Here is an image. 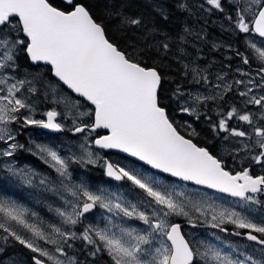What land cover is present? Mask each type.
<instances>
[{
	"label": "snow or ice",
	"instance_id": "6c2138e0",
	"mask_svg": "<svg viewBox=\"0 0 264 264\" xmlns=\"http://www.w3.org/2000/svg\"><path fill=\"white\" fill-rule=\"evenodd\" d=\"M204 3L210 6V12L215 9L223 11L222 0H204ZM203 6L200 5L201 8ZM234 6L236 16H229L228 19L235 28L240 33H255L264 38V0H243V3L234 0ZM177 8L190 10L184 2H178ZM156 10L162 18L167 19L162 8L157 7ZM249 14L251 20L248 19ZM110 15L119 20L122 28H146L141 17H131L115 10H110ZM183 32L178 39L186 43L185 37L192 35V32L188 27ZM158 34L159 29L155 26L147 28L142 36L137 37L139 45L135 41L128 44V48L135 50L133 54L127 49L121 50L106 38L105 29L95 22L80 0H59V3L56 0H0V141L14 140L7 125L18 120L21 109H27L30 113L35 110L34 102L28 97L18 98L17 93L26 89L29 96L38 98L43 90V100L51 99L55 107L44 113L46 119L25 116L24 125L61 130L65 127L57 122V117L61 116L72 121L73 127L69 131L74 133H89L91 136L99 129L105 130V134L97 133L94 139L84 137L80 144L82 155L79 157L62 158L56 151L38 146L54 162L52 166L61 178L69 175V159L87 164L99 162V154L91 150L94 144L100 149H119L151 168L183 181H193L196 185L230 193L251 204H260L253 194L264 193V175L253 176L249 168L232 174L226 170L222 158L214 155L208 147H200L191 138H186L169 118L167 105L160 96L164 77L157 66L150 67L142 59L152 49L160 55H166L170 50V38L164 34L161 39H156ZM195 38L201 37L197 35ZM246 43L261 64L257 71L259 81L250 78L245 82L241 79L234 81V84L244 85L246 90L239 92V96L244 98L246 105L259 106V110L255 114L248 111L241 114L236 106L230 110L221 108L218 110V120H209V123L216 138L226 134L221 141L222 151H229L223 146L231 143L232 153H253L246 158L264 168V94L254 93V89L264 93V48L251 41ZM20 53L25 54L37 68L40 67L39 62H43L44 70L26 72L24 78L17 79L12 73L18 72ZM243 63L249 64L248 58L245 57ZM184 67L188 69V65ZM192 71L194 78L199 75L197 69ZM49 73L52 80L44 78ZM202 79L207 81L206 76ZM217 79L224 80V77ZM230 91L232 84H225L223 92ZM185 95L189 100L181 104L179 111L196 115L198 119L197 108L184 105L189 102L203 105L207 100H223L219 92L216 96L193 95L182 92L179 86L172 93L177 103L183 101ZM82 107L88 110L81 111ZM233 119L245 122L251 131L232 127L230 121ZM188 128L191 129L190 124ZM196 135L195 129L188 133L189 137ZM244 137L254 139L248 143L236 139ZM17 147L22 146L8 144L7 148L0 149V156H11ZM103 166L108 177L130 182L151 199L142 198L133 203L105 189L92 192L82 184L69 187L62 180L72 197L83 199L82 205L69 202L71 211L56 209L57 215L62 218V225H76L84 213L99 206L111 214L105 226L98 228L89 225L77 236L75 232L65 231L62 226L49 225L51 232L46 233L42 227L26 218L27 209L17 206L15 202L0 200V229L7 234L3 239L13 237L33 253H39V257L52 261V264L65 262L35 242L43 240L58 245L55 251L64 255V247L56 238H52V233L63 243L69 239H82L94 246V250L89 252L90 256L106 252L112 264H196L197 257L203 264H264V222L257 224L234 210L217 211L211 204L186 200L184 192H177L157 177L150 178L135 169L107 161ZM8 170L13 171L11 167ZM189 208L200 216L211 214V221L208 222L213 228L230 223L237 229L249 230L244 235L248 241L261 246L257 250L258 255L240 251L235 245L229 246V251L212 243L203 246V250L193 249L181 234V225L169 222V217L175 215L184 216L189 223H195ZM116 218H119V223L113 222ZM124 218L141 221L146 227H126ZM10 222L31 233V238L18 234ZM235 235L240 236L241 233L235 232ZM216 239L219 240V237ZM32 259L34 264H45L37 256ZM68 264H78V261L69 258Z\"/></svg>",
	"mask_w": 264,
	"mask_h": 264
},
{
	"label": "rangeland",
	"instance_id": "374dc122",
	"mask_svg": "<svg viewBox=\"0 0 264 264\" xmlns=\"http://www.w3.org/2000/svg\"><path fill=\"white\" fill-rule=\"evenodd\" d=\"M234 3V0H233ZM241 3H243V0H241ZM209 5L206 6V9H209ZM235 16H236V11H235ZM235 16L233 18H235ZM229 15L225 16L226 19H228ZM248 19L251 20L252 16L249 14ZM229 20V19H228ZM232 25L230 27V31H234L235 33L242 34L244 36L243 42L245 43L246 47H248L249 51L251 52L252 55V61L257 60L253 50L249 47V44L246 43V41H251L257 44L258 47L264 48V43H262L263 38L257 37L255 34L250 33V34H245V33H240L238 29L235 28V25L232 21L229 20V23L227 24V27L229 25ZM233 28V30L231 29ZM227 29V28H226ZM231 49L233 53L235 52L236 57H239L241 61L234 60V65L228 69L214 72L211 74L210 77H207V81L202 82V85H197L196 80L192 82L193 85L196 86H190L186 87V91H191L192 94H197L199 93L200 95L204 96L205 94L207 96H216L217 93H224L223 92V86L225 84H232V90L228 93L231 94V99H234L238 102V107L240 108L241 114L244 111L251 112L253 114L257 113L259 110V106L255 105H246L244 103V98L239 96V92L245 91L244 85H235L234 81L236 80H245L247 82L248 79H255L259 81V77L257 76V71L258 69L253 68L254 66L252 64H247L245 65L243 63V60L245 56L244 52H241V50L237 51L236 46L233 48L231 45L227 46V49ZM239 53L240 55H238ZM225 59H233V56H231L229 53H226L224 56ZM247 58V57H246ZM249 60V59H248ZM228 67V64H227ZM28 71H24L20 74H16V72H13L12 74L17 77V79H22L24 78L25 73ZM242 73H247V75H242ZM207 74V73H206ZM202 75V77H205ZM224 77V80H218L217 77ZM201 77V78H202ZM217 85H220V88H217ZM222 90V91H221ZM43 91V90H41ZM186 93V92H185ZM254 93L256 95L264 94L261 93L259 89H254ZM6 94V93H5ZM27 90L22 89L20 93H17V97L24 99L26 98L27 95ZM188 101V96L185 95L183 98V102ZM183 102L181 104H183ZM232 105L233 102H231ZM184 106H192L196 107L198 105H192L191 102H189L187 105ZM213 107V106H212ZM217 107V106H216ZM215 109V108H214ZM62 110V109H58ZM81 111H87L88 109H85L82 107L80 109ZM230 110V109H229ZM21 115V122L19 125L15 126V128H12L11 125L12 123L7 125V128L10 130V133L16 138H14L13 141H0V149H4L8 147V144L10 143H16L17 145H21L22 147L16 148V150L12 153L11 156H7L2 159L0 165L1 169L3 172L7 175L8 180H9V189H6L3 191L2 188H0V196L3 197L0 200L4 201H9V202H15L17 206L23 207L27 209L26 213V218L31 222L39 225L44 229L46 233H50L51 229L49 225H56V226H62L65 231H70L74 232L71 228V226L74 225H62V218L59 217L56 213V209H62L66 211H71L70 204H80L83 202V199L77 200L75 197H72L71 194L66 191L64 188L63 184L61 181L63 180L65 184H67L69 187L75 188L76 185H83L87 187L90 191L96 192L98 189H105L108 192L111 193H116L117 195H120L123 197L125 201H131L133 203L137 202L138 200L144 198V199H151L147 198L146 194L143 193V190L135 188V186L131 185L129 187L125 185H120L116 187H112L109 184H102L97 187H90L87 185H84L79 179L74 178L71 173V167L68 163V173L69 175L67 177L61 178L59 176V173H57L56 169L52 166L54 162H51L50 158L47 156L46 153L41 152L40 148L38 146H45L47 148H50L54 151H56L62 158H69L72 156L79 157L82 155V150L80 148V144L83 142L85 136H89V133H84V134H79V133H74L72 131H69L71 127H73L72 121L65 120L61 116L57 117V120L59 123H62L65 125V129H67L69 132H71L75 137L73 139H68L66 140L65 138L61 139L58 144H55L54 141H51L50 139H43L41 138L42 134H40V126L36 125H24L23 124V119L25 116L31 115L32 118L34 119H44L43 116L38 117L35 114V110L33 112H29L27 109H21L20 114ZM84 120H87V118H82ZM14 125V124H13ZM230 125L232 127H239L242 130L246 131H251V129L248 127V125L245 122L238 121L237 119H233L230 121ZM28 127L27 129L25 127ZM26 129L22 130L19 132L21 134V137L19 138V142L17 139V136L19 135L17 130L19 129ZM45 135V134H44ZM215 135V134H214ZM223 135L219 137L218 143H220L221 146V141L223 140ZM65 137V136H64ZM89 139H92L91 136H89ZM237 140H241L245 143L250 142V139L254 138H249V137H244V138H236ZM23 141L26 142V144H23ZM242 146V145H241ZM223 147L229 149V151H222L221 153L223 154H228L227 152H230L232 155H234L235 159L237 162L242 164H250V171L252 173H264V168L259 165H255L254 163H251L249 159L246 157H250L251 154L253 153H241V154H235L231 152V143H228L227 145H224ZM91 150L92 152L98 153L99 157L100 151L95 149L91 145ZM28 152H31L35 158L34 162L31 163H26V162H21V159L23 158L21 155L22 152L26 154ZM21 152V153H20ZM95 159V155L93 156ZM86 159V158H85ZM39 160V161H38ZM76 160H71L69 159L68 162L73 163ZM100 161V160H99ZM119 163L118 166L120 167H125L128 169H135L137 171L142 172L143 175H146L148 177H157L163 184L168 185L170 187L175 188L177 192H184L185 193V199L186 200H191L192 202H201L204 205L211 204L213 207L219 210H234L238 213H240L243 216L248 217L251 219L254 223H261L263 220L260 218H256V213L254 209L247 205H242L238 204L237 200L233 198H228L224 195H221L219 193H216L210 189H205V188H200L194 185L186 184L184 182L171 179V178H164V176L155 173L151 170H144V168H141L139 166H134L130 165L127 163H120V161L115 160ZM39 162V163H38ZM103 161V165H104ZM44 164L46 168H42L38 164ZM8 167H11L13 171H9ZM105 173V171H104ZM106 175V174H105ZM264 175V174H263ZM16 180L17 182H13L12 180ZM45 181L44 184L41 183V181ZM12 182V184H11ZM21 189H27L30 190L31 197H26L25 198V192H23ZM51 189H56L55 191ZM8 193V194H7ZM29 199V200H28ZM191 212V215L193 219L195 220V225L189 223L188 218L184 216H170L169 217V222L175 221V220H181L184 221L183 229H184V234L186 235V238L190 241V244L192 245L193 249L200 248L203 250V246H206L209 243L217 245V247H221L225 251H229L230 248L229 246L235 245L239 248L240 251H245L247 254H257L258 250L256 246H247L244 242L242 237H239L235 235V232H239L241 229H237L235 225L230 224V223H224L221 225L220 228H213L211 226V223L208 221H211V214L208 216H200L199 213H195L194 211H191V209H188ZM32 213H35L36 215L33 216ZM111 214L107 212L106 209H101L99 206H97L96 209H94L90 214L84 216L85 223H81L80 225V232L82 233L86 227L89 225H92L94 227L98 228H103L105 226V223L107 222V218ZM52 216H55L57 219L52 220ZM263 217V216H262ZM125 221L127 222L125 224L126 227H131V228H136V229H143L146 226L143 225V222L135 220V219H129V218H124ZM114 223H119V218H116ZM218 222V221H216ZM13 229L18 232V234L24 236L25 238H31V233H28L27 230L20 228L19 226L15 225V222H10ZM215 223V222H213ZM83 225V226H82ZM229 226V228H228ZM221 229H224L223 231ZM219 237V240L216 238ZM13 238V237H12ZM52 238H56L58 240V243L60 246L64 247V255H61L60 253H57L55 251V248L58 245L54 244H48L43 240H36L35 242L42 248L48 250L51 252L53 255L59 257L62 261L65 262V264H68V260L70 255H67L65 251V243L60 241V238L56 236V234L52 233ZM14 239V238H13ZM83 241V240H82ZM85 242V241H83ZM87 243V242H85ZM0 253L4 249L3 243L0 242ZM93 246V245H92ZM94 247V246H93ZM107 254L106 252H104ZM39 256V253H36ZM45 259L47 262L52 264V261H48L46 257H41ZM110 259V257L108 256ZM199 257L196 258V264H203V262L199 261ZM26 259L22 256L19 258L17 256H14L12 254H9L7 256H0V264H30V262H25ZM111 261V259H110Z\"/></svg>",
	"mask_w": 264,
	"mask_h": 264
},
{
	"label": "trees",
	"instance_id": "16d2710c",
	"mask_svg": "<svg viewBox=\"0 0 264 264\" xmlns=\"http://www.w3.org/2000/svg\"><path fill=\"white\" fill-rule=\"evenodd\" d=\"M56 2L59 3V0H56ZM80 2L85 5L95 22L100 23L105 29L106 38L109 39L110 42L116 44L121 50L127 49L129 52L135 54L134 49L127 47L128 44L135 41L139 45L140 41L137 37L142 36L147 28H151L153 26L159 29V34L156 39H161L164 34L170 38L169 43L171 44V47L166 55H160L155 49H152L149 52H146L142 59L150 67L157 66L158 70L164 77L162 87L160 89V96L167 105L169 118L174 122V125L178 128L181 134L185 135L187 138H191L198 146L208 147L214 155H218L223 159L221 146L220 143H218L220 139L216 138L214 133L211 131V124L209 123V120L216 122L219 118L218 110L221 108L229 110L232 106H236L240 110L241 107H238V102L231 99L232 97L230 93L224 92L222 93L223 100H207L203 103V105L197 106V111L199 112L198 119L196 115L181 113L179 108L183 101L177 103V98L172 97V93L176 90L177 86H179L182 92L188 93L186 89L193 85L192 82L194 80H196V82L199 81L197 82V85H202V75H206L207 77L211 76L208 72L209 68H212L215 72L227 69V59L224 58L226 53H229L234 59L241 61L239 57H236L237 55H235V52L233 53L231 49L226 50L228 45H231L232 48L236 46L237 51L241 50V52H244L245 54L243 55L249 59V63L254 66L253 68L256 67V69H259L261 67L258 60L252 61L251 52L243 42L244 36L242 34L235 33L234 31H230L229 29L232 26L231 24L227 27L229 20L226 19L225 16H235L236 8L233 0H222L223 11L215 9L211 12L206 9V6L208 5L204 3V0H80ZM178 2L186 3L190 10H180L177 8ZM201 4H204L203 8L200 7ZM157 7L164 10L167 15V19L162 18L158 14L156 10ZM110 10L122 11L125 15L131 17H141L145 22L146 28H122L119 20L110 15ZM185 27L191 29L192 35L186 36V43H182L179 41L178 37L184 34L183 30ZM231 29L233 30V28ZM197 35L201 38L196 39L195 37ZM220 37H223V40ZM213 45H217V47H213ZM181 48L183 49L182 52L180 51ZM209 52L214 53L215 56L209 57L207 54ZM206 55L208 58L204 61L201 57ZM17 63L19 65V69L16 74H20L24 71L36 73L44 70V64H40V67L37 68L29 62L28 58L23 53L19 54ZM184 65H188L187 70ZM192 69H197L199 72V75L195 76V78ZM44 78L46 80H52L50 73L46 74ZM189 93L192 94L191 91H189ZM204 96L207 95L205 94ZM26 97H28L30 101L34 102L35 114L38 117L43 116L46 111L55 107V105L51 102V99L47 101L43 100V91H41V95L38 98L29 96V94H27ZM73 97L75 98L74 95ZM170 98L172 101L171 103H169ZM231 102H233L234 105H232ZM84 108L88 109L87 107ZM11 123L17 126L22 122L18 116V120ZM189 124L191 125V129H195L198 135L191 137L188 136V133L191 131V129L188 128ZM25 128L27 129L28 127L26 126ZM25 128L20 130L18 129V134L20 131L22 133V130H26ZM39 130L40 134H42L41 138L44 140L50 139L51 141H54L55 144H58L62 138L68 140L75 137L65 128L61 132L45 131L42 127H40ZM101 132L102 131L100 129L97 130L98 134ZM97 133H92L91 137L97 135ZM20 137L21 134L17 136V139L19 140ZM23 144H26V142L23 141ZM99 151L101 159L96 164H87L85 162L77 161H74L73 163L68 162L73 172L71 173L72 176L79 179V181H81L84 185L90 187H97L102 184L106 185L111 178L104 173L105 169L103 161L113 163L115 160L122 161L123 159H126L114 151ZM21 155H24L22 156L23 158L21 159V162L31 163L35 160L31 152L27 151L26 154L22 152ZM3 158L4 156H0V163ZM38 165L42 168H46L44 164L40 163ZM91 173L99 174L101 180L96 182L94 179L90 178L89 174ZM164 178L169 177L164 176ZM12 181L17 182L14 179ZM8 184V177L1 169L0 165V188H2L3 191L6 189L10 190V188H8ZM116 186H119V184L114 187ZM21 190L25 192V198L32 196V192L30 190ZM2 198L3 197L0 196V199ZM56 219L57 218L55 216H52V220ZM82 222L85 223V220H80V225ZM78 232L79 230L76 232L77 236L79 234ZM6 235L7 234L0 229V242L3 243L4 250L12 251L11 254L17 256L18 258L19 256H23L27 262H30V264H34L32 259L33 256H37L38 258L46 261L45 259L39 257L36 253H33L30 249L26 248L24 245H21L12 237H8L7 240H4L3 237ZM67 241H74L75 243L81 241L82 243H85L82 239H69ZM89 246L93 247L92 245ZM66 250L67 246L65 248V251ZM98 259L99 264H110V260H104L101 253H98Z\"/></svg>",
	"mask_w": 264,
	"mask_h": 264
},
{
	"label": "flooded vegetation",
	"instance_id": "af4514ba",
	"mask_svg": "<svg viewBox=\"0 0 264 264\" xmlns=\"http://www.w3.org/2000/svg\"><path fill=\"white\" fill-rule=\"evenodd\" d=\"M220 38L223 40V37H220ZM207 54H208L209 57L210 56H213V57L215 56L214 53H210L209 52ZM201 58H203V60L205 61V60H207L208 57L206 55V56H203ZM234 60H235L234 58L233 59H227L226 60V62L228 64L227 69L230 68V67H232L234 65ZM208 72L210 74H212L213 73V69L212 68H209ZM191 86H196V85H191ZM20 117H21V115L19 116V119H21ZM11 127L12 128H15V125L12 124ZM16 133H18V132H16ZM18 142H19V140H18ZM227 153L228 154H224L223 153L222 157H223V161H224V163L226 165V169L228 171H230V172H236V171H241L244 168H249L250 169V166H251L250 164H246L245 165L243 163L242 166H241L240 163L237 162L235 158H233V155L230 152H227ZM120 163H127V164H130V165L139 166L141 168H144L139 163L134 162V161L129 160V159H123L122 161H120ZM113 164L119 165V163L116 162V161L113 162ZM144 170H147V169L144 168ZM250 174H252L253 176H257V175H263L264 173H252L250 171ZM89 176H90V178L94 179L96 182H99L101 180L99 174L91 173V174H89ZM111 180L108 183L111 184L110 186H112V187H114L115 185H118V184L125 185L127 187L131 186V183L128 182V181H126V180L117 181L114 178H111ZM253 195H255L256 199H258L261 202L260 204H251L250 202H246V201L241 200V198H239V197H234V196H226V197H228V198L230 197V198H233V199L237 200L238 201L237 202L238 204H242L244 206L247 205V206L251 207L252 209H254V211L256 213V218L257 219L260 218L264 222V193H257V194H253ZM96 208H97V206L94 207L93 209H91L88 213H84L83 216H81L79 218V222H80V220H83L84 219V216L90 214V212H92ZM79 222L76 225L71 226V228L74 229L73 231L75 233L77 232V230H79L78 233L80 234L81 232H80V223ZM191 224L195 225V223H191ZM228 228H229V226H228ZM247 231H249V230H247V229H241L239 231L241 233V235L239 237H242L243 242L247 246H256L257 249H259L261 246L258 245V244H256V242H254V241H248L247 240L246 235H244V233H246ZM79 234H78V236H79ZM255 234L258 235V236L260 235L258 233H255ZM65 244H66V246L67 245H71V247H67L66 253H67V255H70V257L75 258L76 261H78V264H99L98 253H97L96 256H90L89 255V252L92 251V250H94V247H91V246H89V245H87L85 243H82L81 241H79L78 243H75L74 241L73 242L66 241ZM255 251H257V250H255ZM11 253H12V251H10V250H4L3 249V251L0 253V256H2V257L3 256H7V255H9ZM101 256L104 257V260L109 259L108 258V255L105 254L104 252H101ZM199 261L200 262H203L201 259ZM110 264H112L111 261H110Z\"/></svg>",
	"mask_w": 264,
	"mask_h": 264
},
{
	"label": "water",
	"instance_id": "95a60500",
	"mask_svg": "<svg viewBox=\"0 0 264 264\" xmlns=\"http://www.w3.org/2000/svg\"><path fill=\"white\" fill-rule=\"evenodd\" d=\"M254 34H255V33H254ZM255 35L258 36V34H255ZM258 37H259V36H258ZM28 60H29V59H28ZM29 62L32 63L30 60H29ZM39 63H43V62H39ZM73 95H75V94H73ZM45 119H46V116H45ZM43 130H45V131H49V132H60V131H62V129H61V130H52V129H44V128H43ZM101 130H103V129H101ZM103 131H104V132L101 133L100 135L105 134V130H103ZM94 138H95V136L93 137V139H94ZM186 138H187V137H186ZM193 143H194V142H193ZM93 147H94V148H97V149H100V148H98L97 146H95L94 144H93ZM200 147H203V146H200ZM101 150H112V151H115V152H117V153H119V154H121V155H123V156L129 158V159H132V160H134V161H137V162H139V163H141V164H143V165L149 167L150 169H152V170H154V171H156V172H158V173H161L160 170L151 168L150 165H146L144 162L139 161V160H138L137 158H135V157H131L128 153H124V152L120 151L119 149H101ZM235 173H236V172H235ZM235 173H234V174H235ZM161 174H164V175H167V176L172 177L170 174H167V173H161ZM174 178L181 180V179L178 178V177H174ZM181 181H183V180H181ZM184 182H187V183H190V184H195L193 181H184ZM195 185H196V184H195ZM199 186L207 187V186H204V185H199ZM207 188H208V187H207ZM215 190H217V189H215ZM224 193H226V192H224ZM226 194L231 195L230 193H226ZM172 223L180 224L178 221H174V222H172ZM181 234L183 235L182 231H181ZM183 236H184V235H183ZM184 237H185V236H184ZM185 239H186V238H185ZM169 243H170V242H169ZM45 264H47V263L45 262Z\"/></svg>",
	"mask_w": 264,
	"mask_h": 264
}]
</instances>
